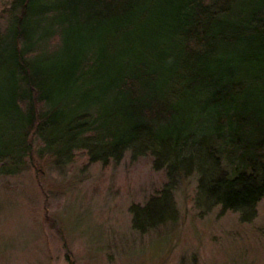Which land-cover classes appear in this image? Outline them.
<instances>
[{"label":"trees","instance_id":"16d2710c","mask_svg":"<svg viewBox=\"0 0 264 264\" xmlns=\"http://www.w3.org/2000/svg\"><path fill=\"white\" fill-rule=\"evenodd\" d=\"M78 151L103 166L148 155L168 177L191 154L201 213L252 221L264 0H0V176L34 157L61 168ZM173 188L131 207L134 229L176 220Z\"/></svg>","mask_w":264,"mask_h":264},{"label":"rangeland","instance_id":"374dc122","mask_svg":"<svg viewBox=\"0 0 264 264\" xmlns=\"http://www.w3.org/2000/svg\"><path fill=\"white\" fill-rule=\"evenodd\" d=\"M190 158L168 177L166 166L130 152L107 166L81 151L61 168L34 157L40 173L30 164L0 176V264H264V198L246 223L219 206L201 213ZM171 179L176 220L134 229L131 207Z\"/></svg>","mask_w":264,"mask_h":264}]
</instances>
